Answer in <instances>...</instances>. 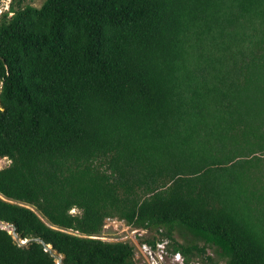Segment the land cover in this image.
Returning a JSON list of instances; mask_svg holds the SVG:
<instances>
[{"label":"trees","instance_id":"1","mask_svg":"<svg viewBox=\"0 0 264 264\" xmlns=\"http://www.w3.org/2000/svg\"><path fill=\"white\" fill-rule=\"evenodd\" d=\"M3 158L0 264H56L47 246L61 264H139L95 238L106 219L185 263L264 264V0L11 5Z\"/></svg>","mask_w":264,"mask_h":264},{"label":"rangeland","instance_id":"2","mask_svg":"<svg viewBox=\"0 0 264 264\" xmlns=\"http://www.w3.org/2000/svg\"><path fill=\"white\" fill-rule=\"evenodd\" d=\"M45 0H0V16L6 12L11 5L13 7H23L26 5L39 8ZM11 14H8V17ZM9 164L7 159L0 160V169L6 167ZM73 213H78L77 210H72ZM3 228H6L2 226ZM8 229V228H6ZM157 236L154 232H147L144 230L134 229L128 226L124 221L118 219H106L104 221V226L99 234L95 238H99L103 241L108 242H125L133 247L134 250V260L139 264H150V260L147 258L142 245L146 243V240H153ZM176 241L181 243L182 240L178 237H175ZM167 254L163 255L162 258H157L156 261L158 264H179L174 261L173 254L171 253V247L167 246ZM207 255L215 257V252L213 250H207ZM199 261L202 264H205L198 257H192L188 263Z\"/></svg>","mask_w":264,"mask_h":264},{"label":"built area","instance_id":"3","mask_svg":"<svg viewBox=\"0 0 264 264\" xmlns=\"http://www.w3.org/2000/svg\"><path fill=\"white\" fill-rule=\"evenodd\" d=\"M168 240L156 236L154 238V245H150L147 242L143 243L142 248L147 255V258L150 260V264H158L156 261L157 258H162L163 255L167 254ZM173 259L179 264H184V258L180 253H174ZM191 264H202L199 261L192 262Z\"/></svg>","mask_w":264,"mask_h":264},{"label":"water","instance_id":"4","mask_svg":"<svg viewBox=\"0 0 264 264\" xmlns=\"http://www.w3.org/2000/svg\"><path fill=\"white\" fill-rule=\"evenodd\" d=\"M1 197V196H0ZM27 208H30L29 206H26ZM32 211L33 208H30ZM2 223H0V227H2ZM6 228H9L11 227V225H7V226H4ZM3 228V227H2ZM4 228V229H6ZM8 233L11 235V237L13 238V240L17 243L18 246H24L26 245L28 242L31 241V239H27V240H20L19 237L17 236V234L14 232V230H10L8 231ZM40 243H42V241H40L39 239H34ZM46 249L49 251L51 257H53L54 261L56 264H61V261H62V256L61 255H58L56 252H54L50 246H47ZM46 251V250H45Z\"/></svg>","mask_w":264,"mask_h":264},{"label":"bare ground","instance_id":"5","mask_svg":"<svg viewBox=\"0 0 264 264\" xmlns=\"http://www.w3.org/2000/svg\"><path fill=\"white\" fill-rule=\"evenodd\" d=\"M4 159V158H3ZM1 160V159H0Z\"/></svg>","mask_w":264,"mask_h":264}]
</instances>
